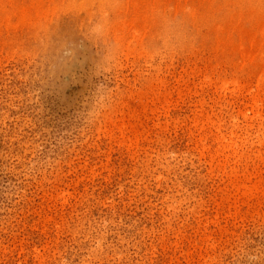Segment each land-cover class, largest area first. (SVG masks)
<instances>
[{
  "label": "rangeland",
  "instance_id": "rangeland-1",
  "mask_svg": "<svg viewBox=\"0 0 264 264\" xmlns=\"http://www.w3.org/2000/svg\"><path fill=\"white\" fill-rule=\"evenodd\" d=\"M33 1L0 0V264H264V0Z\"/></svg>",
  "mask_w": 264,
  "mask_h": 264
},
{
  "label": "bare ground",
  "instance_id": "bare-ground-1",
  "mask_svg": "<svg viewBox=\"0 0 264 264\" xmlns=\"http://www.w3.org/2000/svg\"><path fill=\"white\" fill-rule=\"evenodd\" d=\"M3 1H4V0H3ZM7 1H8V0H7ZM9 1H10V0H9ZM17 1H18V0H17ZM36 1H37V3H38L39 0H34L33 2H36ZM46 1H48V0H46ZM46 1H45V2H46ZM55 1H56V0H55ZM84 1H87V4H89V3H88V0H84ZM92 1H93V0H92ZM92 1H89L90 4L92 3ZM106 1H107V0H106ZM133 1H134V0H133ZM150 1H151V0H150ZM156 1H157V0H156ZM158 1H159V0H158ZM160 1H161V0H160ZM204 1H205V0H204ZM240 1L242 2V0H240ZM245 1H246V0H245ZM256 1H258V0H255L254 3H256ZM261 1H262V0H261ZM261 1H260L259 4H261ZM11 2H12V1H11ZM25 2H27V1H25ZM56 2H57V1H56ZM73 2H74V1H73ZM104 2H105V0H104ZM111 2H112V1H111ZM127 2H128V1H127ZM138 2H139V1H138ZM138 2H137V3H138ZM229 2L231 3L232 0H231V1L229 0ZM233 2H234V0H233ZM236 2H237V1L234 2V5H235ZM249 2H250V0L248 1V6H249ZM251 2H252V0H251ZM258 2H259V1H258ZM18 3H19V2H18ZM40 3H41V1H40ZM40 3H39V4H40ZM42 3H43V2H42ZM62 3H63V1H62ZM82 3H83V2H82ZM84 3H85V2H84ZM94 3H95V2H94ZM94 3H93V4H94ZM129 3H130V2H129ZM137 3H135V4H136V5H134L135 7L138 6ZM141 3H142V2H141ZM151 3H152V2H151ZM14 4H15V3H14ZM39 4H38V5H39ZM46 4H47V3H46ZM68 4H69V5L66 6V7L71 6L70 3H68ZM85 4H86V3H85ZM127 4H128V3H127ZM148 4H149V3H148ZM192 4H193V3H192ZM203 4H204V3H203ZM211 4H212V3H211ZM227 4H228V3H227ZM244 4H245V3H244ZM250 4H251V3H250ZM252 4H253V3H252ZM257 4H258V3H257ZM259 4H258V5H259ZM19 5H20V4H19ZM24 5H25V4H24ZM32 5H33V4H32ZM32 5H31V6H32ZM38 5H36V8H37ZM44 5H45V4H44ZM44 5H43V6H44ZM47 5H48V4H47ZM54 5L56 6V4H53V6H54ZM57 5H58V4H57ZM63 5H64V4H63ZM65 5H66V4H65ZM76 5L78 6L79 4H76ZM80 5H81V4H80ZM82 5H83V4H82ZM102 5H103V4H102ZM143 5H144V4H143ZM145 5H146V4H145ZM162 5H163V4H162ZM177 5H178V4H177ZM193 5H194V4H193ZM230 5H231V4H230ZM254 5H255V4H254ZM5 6H6V5H5ZM7 6H8V5H7ZM21 6H22V5H21ZM28 6H29V5H27V7H28ZM43 6H42V7H43ZM50 6H51V5H50ZM55 6H54V7H55ZM72 6H73V5H72ZM84 6H85V5H84ZM84 6H83V7H84ZM93 6H94V5H93ZM170 6H171V5H170ZM188 6H189V5H188ZM212 6H213V4H212ZM226 6H227V5H226ZM226 6H225V8H227ZM237 6H238V5H237ZM244 6H245V5H244ZM246 6H247V4H246ZM248 6H247V8H248ZM11 7H12V5H11ZM27 7H26V8H27ZM33 7H34V6H33ZM42 7H41V8H42ZM46 7H47V6H46ZM54 7H53V10L55 9ZM154 7H155V6H154ZM173 7H174V6H173ZM173 7H172V8H173ZM177 7H178V6H177ZM220 7H221V6H220ZM222 7L224 8V6H222ZM249 7H251V5H250ZM252 7H253V6H252ZM5 8H6V7H5ZM23 8H24V7H23ZM43 8H44V7H43ZM63 8H64V7H63ZM72 8H73V7H72ZM100 8H101V7H100ZM140 8H141V6H140ZM179 8H180V6H179ZM181 8H183V7H181ZM185 8H186V7H185ZM185 8H184V9H185ZM190 8H191V7H190ZM196 8H198V7H196ZM196 8H194V10H195ZM223 8H220V9L223 10ZM239 8H240V6H239ZM241 8H242V7H241ZM241 8H240V9H241ZM3 9H4V8H3ZM3 9H2V10H3ZM6 9H7V8H6ZM15 9H17V8H15ZM27 9H28V8H27ZM27 9H24V10H27ZM37 9H39V10H37ZM37 9H36L37 11L41 12V10H40V5H39V8H37ZM46 9H47V8H46ZM57 9H58V8H57ZM70 9H71V8H70ZM80 9H81V8H80ZM130 9H131V8H130ZM152 9H153V8H152ZM154 9H155V8H154ZM220 9H219V11H220ZM229 9H231V7H230ZM248 9H250V8H248ZM248 9H247V10H248ZM0 10H1V9H0ZM28 10H30V7H29ZM32 10H33V9H32ZM42 10H43V9H42ZM47 10H49V9H47ZM66 10H67V9H66ZM66 10H65V11H66ZM82 10H83V9H82ZM198 10H200V9H198ZM236 10H237V9H236ZM242 10H244V9H241V11L239 10V14L242 12V15L244 16L245 14L243 13L244 11H242ZM3 11H5V10H3ZM14 11H15V10H14ZM20 11H23V10L21 9ZM20 11L18 10L19 13H20ZM34 11H35V10H34ZM37 11H36V12H37ZM50 11L52 12L51 9H50ZM55 11H56V10H55ZM55 11H54V12H55ZM57 11H59V9H58ZM60 11H61V9H60ZM78 11H79V10H78ZM88 11H89V9H88ZM99 11H100V10H99ZM148 11H149V9H148ZM156 11H157V10H156ZM160 11H162V10H160ZM182 11H183V10H182ZM215 11H216V10H215ZM228 11H230V10H228ZM7 12H9L8 9H7ZM23 12L25 13V11H23ZM23 12H21V13H23ZM28 12H29V11H27V13H26L27 15H28ZM36 12H35V13H36ZM43 12H45V11H43ZM51 12H48V11H47V13H51ZM142 12H143V11H142ZM162 12H163V11H162ZM185 12H186V9H185ZM235 12H236V11H235ZM237 12H238V11H237ZM250 12H251V11H250ZM15 13H16V12H15ZM21 13H20V14H21ZM29 13H30V12H29ZM33 13H34V12H33ZM56 13H57V12H56ZM90 13H91V12H90ZM90 13H89V14H90ZM94 13H95V12H94ZM170 13H171V12H170ZM189 13H190V12H189ZM194 13H195V12H194ZM201 13H202V12H201ZM208 13H209V10H208ZM216 13H219V12H216ZM216 13H215V14H216ZM222 13H224V12H222ZM222 13H221V17H223V16H222ZM225 13H226L225 16L227 17V12H225ZM245 13H247V12H245ZM16 14H17V13H16ZM20 14H19V15H20ZM26 14H25V15H26ZM39 14H40V13H39ZM41 14H42V12H41ZM43 14H44V13H43ZM58 14H59V13H58ZM158 14H159V13H158ZM161 14H162V13H161ZM181 14H182V12H181ZM198 14H199V13H198ZM205 14H206V13H205ZM209 14H210V13H209ZM209 14H208V16H209ZM236 14H237V13H236ZM247 14H248V13H247ZM3 15H4V14H3ZM7 15H8V14H7ZM23 15H24V14H23ZM33 15H34V14H32V16H33ZM35 15H36V14H35ZM44 15H45V14H44ZM44 15H43V16H44ZM47 15H48V14H47ZM47 15H46V18H47ZM142 15H143V14H142ZM142 15H141V16H142ZM149 15H150V14H149ZM195 15H196V14H195ZM201 15H202V14H201ZM28 16H31V15H28ZM28 16H24V17L27 18ZM146 16H147V15H146ZM198 16H199V15H198ZM217 16H219V15L217 14L216 17H217ZM228 16H229V14H228ZM235 16H236V15H235ZM240 16H241V15H240ZM254 16H255V15H254ZM21 17H22V16H21ZM24 17H22L23 20H24ZM36 17H37V16H36ZM36 17H35V18H36ZM44 17H45V16H44ZM133 17H134V16H133ZM163 17H164V16H163ZM167 17H168V15H167ZM187 17H188V16H187ZM193 17H194V16H193ZM201 17H202V16H201ZM209 17H210V16H209ZM213 17H214V16H213ZM232 17H233V14H232ZM237 17H238V16H237ZM260 17H261V16H260ZM1 18H2V16H1ZM6 18H7V17H6ZM26 18H25V19H26ZM28 18H29V17H28ZM30 18H31V17H30ZM30 18H29V20H30ZM89 18H90V17H89ZM169 18H170V17H169ZM185 18H186V17H185ZM196 18H197V17H196ZM22 19H21V20H22ZM39 19H40V17H39ZM44 19H45V18H44ZM159 19H160V18H159ZM201 19H202V21H203V18H201ZM207 19H208V18H207ZM211 19H212V18H211ZM219 19H220V18H219ZM231 19H232V18H231ZM245 19H246V18H245ZM253 19L255 20V18H253ZM257 19H259V18H257ZM5 20H6V19H5ZM27 20H28V19H27ZM27 20H26V21H27ZM29 20H28V21H29ZM134 20H135V19H134ZM157 20H158V18H157ZM169 20H170V19H169ZM204 20H205V18H204ZM262 20H263V19H262ZM9 21H10V20H9ZM24 21H25V20H24ZM45 21H46V20H45ZM164 21H165V20H164ZM167 21H168V20H167ZM182 21H183V20H182ZM182 21H181V22H182ZM184 21H185V20H184ZM186 21H187V20H186ZM191 21H192V20H191ZM198 21H199V19H198ZM202 21H201V22H202ZM222 21H223V18H222ZM233 21H234V20H233ZM248 21H249V20H248ZM263 21H264V20H263ZM1 22H2V21H1ZM3 22H4V21H3ZM21 22H22V24H23V21H21ZM37 22H38V21H37ZM131 22H132V21H131ZM205 22H206V21H205ZM208 22H209V21H208ZM234 22L236 23L237 21H234ZM249 22H250V21H249ZM252 22H254V21H252ZM16 23H17V22H16ZM25 23H26V22H25ZM29 23H30V22H28V24H29ZM39 23H41V22H39ZM129 23H130V22H129ZM154 23H155V21H154ZM162 23H163V22H162ZM187 23H188V22H187ZM203 23H204V21H203ZM206 23H207V22H206ZM229 23H230V22H229ZM229 23H227V24H229ZM256 23H257V22H256ZM259 23H261V22H259ZM9 24H10V23H9ZM9 24H8V25H9ZM11 24H12V23H11ZM22 24H21V25H22ZM34 24H35V23H34ZM191 24H192V23H191ZM243 24H244V23H243ZM251 24H252V23H251ZM262 24H264V23H262ZM17 25H19V24H17ZM21 25H20V26H21ZM41 25H42V24H41ZM41 25H40V26H41ZM145 25H146V24H145ZM162 25H163V24H162ZM197 25H198V23H197ZM215 25H216V24H215ZM230 25H232V23H231ZM230 25H229V26H230ZM238 25H239V24H238ZM238 25H237L236 27H238ZM253 25H254V24H253ZM13 26H14V25H13ZM27 26H28V25H27ZM44 26H45V25H44ZM46 26H47V25H46ZM128 26H129V25H128ZM128 26H127V27H128ZM140 26H141V25H140ZM185 26H186V25H185ZM188 26H189V25H188ZM220 26H221V25H220ZM229 26H228V28H229ZM240 26H241V25H240ZM10 27H12V25H11ZM15 27L18 28L17 26H15ZM35 27H36V26H35ZM99 27H100V26H99ZM127 27H126V28H127ZM147 27H148V25H147ZM210 27H211V26H210ZM16 28H15V29H16ZM29 28H30V27H29ZM141 28H142V27H141ZM211 28H212V27H211ZM222 28H223V27H222ZM240 28H241V27H240ZM254 28H255V27H254ZM263 28H264V27H263ZM33 29H34V28H33ZM101 29H102V28H101ZM150 29H151V28H150ZM214 29H215V28H214ZM236 29H237V28H236ZM246 29H248V28H246ZM122 30H123V29H122ZM151 30H152V29H151ZM216 30H217V29H216ZM239 30H240V29H239ZM243 30H245V28H244ZM130 31H131V30H130ZM138 31H139V30H138ZM228 31H229V30H228ZM246 31H248V30H246ZM246 31H244V32H246ZM143 32H144V31H143ZM158 32H159V31H158ZM209 32H211V31H209ZM235 32H236V31H235ZM241 32H243V31H241ZM1 33H2V32H1ZM32 33H33V32H32ZM121 33H122V32H121ZM146 33H147V32H146ZM195 33H196V32H195ZM227 33H228V32H227ZM257 33H258V31H257ZM257 33H256V34H257ZM29 34H30V33H29ZM122 34H123V33H122ZM126 34H127V33H126ZM137 34H138V33H137ZM137 34H135V35H137ZM228 34H229V33H228ZM246 34H247V32H246ZM246 34H245V36H244L243 38L241 37L240 40H238L239 43H237V44L235 43V44L237 45V48L241 49L242 53H245V54H242V53H241V55H245V57H246V56H247L246 54H248V58H245V59H248V60H249V58H251V57H252L251 55L253 54V57H252V58H253V61H254V60H255V59H254V57H255L254 54H255V53H253V50H254V52H255V51H257V49H258V48H257L256 50L254 49V46H255L254 44H257V43H256L257 41L254 39V38H256V37H255L256 35L254 34V35H255L254 37H252V36H253V35H252V36H251L252 38L249 36V39H250V41H249V45H250V42H252V45H254V46H252V47H253L252 49L250 48V47H251V45H250L249 48H250L251 51H252V52H250V51L247 50V49H249V48H248L249 45L246 46L247 41H245V39H247V37H248V36H246ZM260 34H261V33H260ZM262 34H263V33H262ZM26 35H27V34H26ZM263 35H264V34H263ZM197 36H198V35H197ZM197 36H195V37H197ZM207 36H208V35H207ZM217 36H218V35H217ZM232 36H233V35H232ZM261 36H262V35H261ZM123 37H124V36H123ZM143 38H144V36H143ZM153 38H154V37H153ZM225 38H226V37H225ZM4 39H5V37H4ZM234 39H235V38H232V40H234ZM215 40H216V39H215ZM232 40H231V41H232ZM5 41H7V40H5ZM221 41H222V40H221ZM223 41H224V40H223ZM254 41H255V42H254ZM0 42H1V41H0ZM227 42H228V41H227ZM258 42H264V41H262V40L259 41V40H258ZM5 43L7 44V42H5ZM231 43H232V42H231ZM231 43H230V44H231ZM213 44H214V43H213ZM220 44H221V42H220ZM223 44H225V43H223ZM232 45L234 46V44H232ZM236 45H235V46H236ZM262 45H263V43H262ZM257 46H259V45H257ZM257 46H256V47H257ZM260 46H261V44H260ZM261 47H262V46H261ZM215 48H216V47H215ZM233 48H234V47H233ZM233 48H232V49H233ZM245 48H246V52H244V51H245ZM250 49H249V50H250ZM216 50H217V48H216ZM260 50H261V49H260ZM218 51H219V49H218ZM223 51H224V50H223ZM231 52H232V51H231ZM233 52H234V51H233ZM250 53H251V55H249ZM250 56H251V57H250ZM257 56H260V55H257ZM262 56H263V55H262ZM243 59H244V58H243ZM260 59H262V58H260ZM261 61H262V60H261ZM251 62H252V59H251ZM263 62H264V61H263ZM263 62H262V63H263ZM256 63H257V62H256ZM259 64H260V63H259ZM260 65H261V64H260ZM261 68H262V67H261ZM262 69H263V68H262ZM262 75H263V74H262ZM259 81H260V80H259ZM254 97H255V96H254ZM260 100H261V99H260ZM255 101H256V100H255ZM252 103H253V102H252ZM258 105H259V104H258ZM253 108H254V107H253ZM252 111H253V109H252ZM258 116H259V115H258ZM230 142H231V141H230ZM233 150H235V149L233 148Z\"/></svg>",
  "mask_w": 264,
  "mask_h": 264
}]
</instances>
